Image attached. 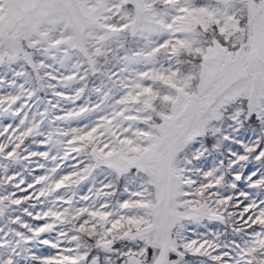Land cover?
<instances>
[{"label": "snow or ice", "instance_id": "obj_1", "mask_svg": "<svg viewBox=\"0 0 264 264\" xmlns=\"http://www.w3.org/2000/svg\"><path fill=\"white\" fill-rule=\"evenodd\" d=\"M0 264H264V0H0Z\"/></svg>", "mask_w": 264, "mask_h": 264}]
</instances>
